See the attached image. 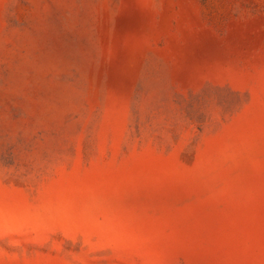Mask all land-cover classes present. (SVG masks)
<instances>
[{
    "label": "rangeland",
    "instance_id": "374dc122",
    "mask_svg": "<svg viewBox=\"0 0 264 264\" xmlns=\"http://www.w3.org/2000/svg\"><path fill=\"white\" fill-rule=\"evenodd\" d=\"M0 264H264V0H0Z\"/></svg>",
    "mask_w": 264,
    "mask_h": 264
}]
</instances>
